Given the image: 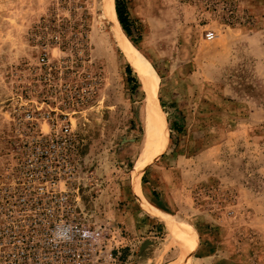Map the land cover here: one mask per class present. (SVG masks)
I'll use <instances>...</instances> for the list:
<instances>
[{"label": "rangeland", "instance_id": "obj_1", "mask_svg": "<svg viewBox=\"0 0 264 264\" xmlns=\"http://www.w3.org/2000/svg\"><path fill=\"white\" fill-rule=\"evenodd\" d=\"M119 1L128 40L159 76L152 104L163 147L140 173V196L188 223L194 247L183 254L171 226L148 214L134 190L147 91L102 0H0V176L15 66L57 36L62 51L88 52L102 69L80 120V193L85 219L110 239L116 264H264V0Z\"/></svg>", "mask_w": 264, "mask_h": 264}, {"label": "built area", "instance_id": "obj_2", "mask_svg": "<svg viewBox=\"0 0 264 264\" xmlns=\"http://www.w3.org/2000/svg\"><path fill=\"white\" fill-rule=\"evenodd\" d=\"M34 47V57L15 66L20 80L5 104L10 146L0 176V264H116L110 239L85 219L80 193V120L97 98L102 69L88 52L62 51L57 36Z\"/></svg>", "mask_w": 264, "mask_h": 264}, {"label": "bare ground", "instance_id": "obj_3", "mask_svg": "<svg viewBox=\"0 0 264 264\" xmlns=\"http://www.w3.org/2000/svg\"><path fill=\"white\" fill-rule=\"evenodd\" d=\"M103 8L105 14L112 27L116 30L117 34V44L121 48L125 58L136 68L144 81L145 89L147 91L148 107L146 110V120H147V131L145 133V146L137 158L133 168H132V184L134 190L137 194L141 195L140 189V173L142 169L146 166L148 162L161 154L162 150V139H161V127H160V115L159 109L155 104L153 107L152 100L157 88L159 81V76L152 66V64L138 51L128 40L127 36L121 29L120 24L117 21L116 14L114 11L113 0H102ZM146 109V108H145ZM146 124V123H145ZM142 198V196H140ZM142 204L144 210L155 216L169 226H171L174 234V240L180 242L181 251L183 254L188 252L196 243L195 231L190 227V225L176 216H173L161 208L151 204L150 202L143 200Z\"/></svg>", "mask_w": 264, "mask_h": 264}, {"label": "trees", "instance_id": "obj_4", "mask_svg": "<svg viewBox=\"0 0 264 264\" xmlns=\"http://www.w3.org/2000/svg\"><path fill=\"white\" fill-rule=\"evenodd\" d=\"M114 4V2H113ZM114 11L116 14V18L118 23L121 26V29L125 33V35H130V20L128 18L127 8L124 4H122L119 0H115ZM130 70V66L127 67Z\"/></svg>", "mask_w": 264, "mask_h": 264}]
</instances>
